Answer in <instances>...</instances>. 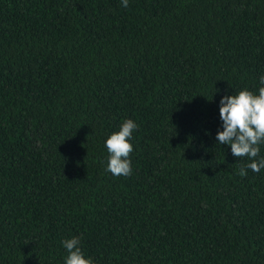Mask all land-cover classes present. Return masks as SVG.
<instances>
[{
  "label": "trees",
  "instance_id": "obj_1",
  "mask_svg": "<svg viewBox=\"0 0 264 264\" xmlns=\"http://www.w3.org/2000/svg\"><path fill=\"white\" fill-rule=\"evenodd\" d=\"M262 75L264 0H0V264H264V169L216 140Z\"/></svg>",
  "mask_w": 264,
  "mask_h": 264
},
{
  "label": "clouds",
  "instance_id": "obj_2",
  "mask_svg": "<svg viewBox=\"0 0 264 264\" xmlns=\"http://www.w3.org/2000/svg\"><path fill=\"white\" fill-rule=\"evenodd\" d=\"M129 0H121V6L127 8ZM261 85L257 92L247 89L235 95H225L219 102V117L223 131H217L216 140L219 145L231 148V154L237 158H245L250 163L241 166L238 175L247 176L246 169L259 173L264 169V158L257 159L260 145L264 144V75L260 76ZM138 125L132 119H126L118 131L113 132L105 141L108 152L106 171L115 177L132 174L131 153L134 151L133 132ZM80 238L65 239L62 246L67 251L64 264H93L86 258L80 247Z\"/></svg>",
  "mask_w": 264,
  "mask_h": 264
}]
</instances>
